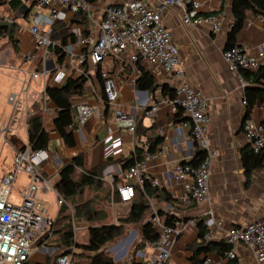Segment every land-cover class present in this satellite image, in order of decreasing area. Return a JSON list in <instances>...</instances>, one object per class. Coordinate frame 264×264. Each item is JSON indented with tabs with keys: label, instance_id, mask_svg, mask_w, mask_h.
Instances as JSON below:
<instances>
[{
	"label": "crops",
	"instance_id": "obj_1",
	"mask_svg": "<svg viewBox=\"0 0 264 264\" xmlns=\"http://www.w3.org/2000/svg\"><path fill=\"white\" fill-rule=\"evenodd\" d=\"M19 1L21 5L30 7L25 16H19L18 9H11L7 3L0 4V20H13L15 24L13 37L17 47L15 51L8 36L0 33V88H5L6 102L10 93L20 94L19 106L13 111L14 118L9 120L12 107L8 102L7 115L3 118L0 115V126L8 123V128L0 133V138L2 137L4 144L9 146L11 153L10 160L1 169L0 175L5 174L9 169L13 150L29 143L25 116L27 119L32 112V104L35 103L43 115V128L47 131L48 137L45 148H48L50 152L49 159L39 166L49 183L45 187H40L38 191L46 208L50 200L54 204L53 215L48 214L54 219L58 216L60 205L56 203V197L60 193L56 185L61 179L62 168L71 164L76 155L81 156L84 167L98 170L100 184L98 190L94 191L97 198L93 203L99 207L97 220L95 224L86 225V239L77 240L73 229V239L77 243L86 244L89 226L119 224L121 218L127 215L131 202L113 201L115 189L110 183L111 176L122 168L124 160L131 156L136 146H145L148 137L159 135L161 142L157 145V150L153 151L157 152L158 156L146 163L148 172L157 181V185L153 186L157 188V191L148 198L149 207L144 220L149 219L152 211L155 210L157 213L161 211V216L169 215L173 223L178 221L185 225V228L175 237L167 264H192L190 257L193 248L199 242L198 223L201 220L203 222L202 213L207 204L183 202L181 185L171 177V170L176 163L187 162L194 156L188 116L182 111V117L174 118L176 110L173 109L170 99L162 94L163 84L173 88L174 82L171 76L145 61L137 63L138 72L136 73L128 55L120 58L109 57L97 67L88 61L85 64L79 62V57L86 55L91 48L92 42L84 43L83 41L87 36L95 38L97 29L94 22L102 17L103 9L108 5L121 4L130 0H90L89 11L83 12L87 18L85 22L76 14L70 13L64 6H58L56 22L65 23L68 26L72 39L68 38L67 43L73 44L75 54L73 62H69L64 53L61 64L58 63L57 55L52 51L46 50L43 58V49L36 47L29 32L33 24L32 15L38 13L40 20L43 21L48 15V10L38 7L37 0ZM141 1L152 5L157 0ZM198 1L200 2L199 14H213L220 17L219 31L213 32L211 26L205 23L184 25L181 21L182 9L179 6H170L165 9L162 13V22L171 31L172 40L178 47L181 68L187 81L208 99L209 124L206 136L210 146L216 150V156L210 168L208 204L213 208L215 217L221 224L220 227L205 228V233L209 235L206 241L217 242L221 240L223 228L255 221L264 212V155L261 165L254 168L248 178L244 174L241 160V152L251 149L250 143L243 134L242 124L246 118L250 117L256 124L264 126V101H257L249 116H245L243 93L245 87L252 84L244 79L242 71L239 73L230 71L222 57L234 19L232 0H225L222 7H220V0ZM232 41L234 46L249 52L264 49V22L261 14L248 11ZM28 54L35 55L33 62L24 59ZM49 61H52L54 66L47 69ZM140 67L153 76L155 83V88L150 92L147 91L146 95L143 93L146 90H138L135 87V81H130L131 76H135L136 79L140 74ZM34 68L40 72L46 71L50 84L51 77L55 76L57 71H62L64 74L62 83L53 82L51 85L54 86H61L67 79L76 78L86 71L82 93L71 95L70 102L72 105L77 102L88 103L93 106L94 112L81 126L73 128L74 144L71 146L64 142L54 128L53 121L57 107L51 100L44 99L40 80L31 77L30 72ZM101 69L107 70L115 80L117 95L112 104L105 100L101 77L98 74ZM152 103L158 105V110L152 115H145L143 110ZM116 109L133 116L136 124L142 128L141 131L139 133L134 131L131 134L127 129L117 126ZM73 114L72 108V118ZM151 126L153 127L149 128ZM107 127L113 130L111 138H107ZM21 130L25 132L24 140L18 138ZM115 141L117 142L108 149L107 145ZM1 162L0 158V164ZM73 169L71 177L78 181L84 172L80 167L73 166ZM86 188L84 187L82 192ZM81 193L73 196V206H79L85 202V199L77 200ZM66 201L68 203V200ZM104 208H107L106 217L102 213ZM94 210L97 209L94 208ZM74 225L75 222L72 228ZM124 226L129 229L128 235L109 242L108 248L112 252H108L107 249L105 252L112 257L115 264H133V262L137 264L138 260L134 257L133 250L140 240L141 221L126 223ZM229 248L235 254L234 259L238 264H259L253 253L243 245L229 246ZM129 251L130 257L126 259ZM63 252L70 254L72 264H78L85 259L74 257L73 253H80V251L72 246L70 250L65 249L61 233L52 231L36 243V250L25 264H56L55 257ZM227 252L220 255L213 247L205 254L200 253L199 256L202 259L209 256L212 264H226L230 258Z\"/></svg>",
	"mask_w": 264,
	"mask_h": 264
},
{
	"label": "built area",
	"instance_id": "obj_2",
	"mask_svg": "<svg viewBox=\"0 0 264 264\" xmlns=\"http://www.w3.org/2000/svg\"><path fill=\"white\" fill-rule=\"evenodd\" d=\"M37 6L46 8L48 15L40 20V15H32L33 24L29 28L31 37L37 48L43 49V58L50 45V28L58 19V6H64L70 13L88 12L89 0H37ZM170 6H179L182 9L181 21L184 25L209 24L213 32L220 29V17L213 14H199L200 2L198 0H157L150 5L141 0H130L121 4L108 5L103 9L102 17L95 21L97 33L95 38L87 36L84 43L92 42L86 55L79 57V62L88 61L95 67L105 59L120 58L128 55L129 61L134 66V72H138L137 63L145 61L158 67L163 73L170 75L173 80L174 98L170 103L174 110L180 108L190 120V134L193 141L194 155L201 152V158L195 166L187 162L176 163L171 170L173 180L181 185V199L185 203L195 202L207 204L202 213L204 226L220 227V220L215 217L213 208L209 202V176L216 150L208 142L206 133L209 124L208 99L186 79L181 68V59L176 43L172 40L171 31L162 22V13ZM43 23V24H42ZM43 27H41L42 25ZM69 62H73L74 48L72 43L62 47ZM35 55H25L24 59L33 62ZM222 57L230 71L239 73L242 70L255 71L264 68V49L249 52L238 46L226 48ZM46 71L32 70L33 79H39L41 93L44 99L46 83L50 84ZM102 80V89L107 103H114L117 95L115 80L105 69L99 70ZM64 74L57 71L51 77L52 83H62ZM135 81V76L130 77ZM20 94L10 93L7 102L12 107L9 120L14 118L13 111L19 106ZM73 108V127L81 126L94 112L92 105L77 102ZM158 110V105L152 103L143 110L145 115H152ZM45 111V108H44ZM116 125L127 129L131 134L135 131L136 122L133 116L116 109ZM26 120V116H25ZM8 128V123L0 126V133ZM242 131L250 143L254 153L264 151V126L256 124L253 119L246 118L242 124ZM107 138H111L113 130L106 128ZM114 143L107 145L109 149ZM48 148L32 149L29 143L21 148L13 150L12 170L0 177V264H25L31 254L36 250V243L50 234L55 219L48 214L44 201L38 195L40 187L48 185L49 180L40 171L39 166L49 159ZM157 152L143 153L141 160L119 169L111 176L110 183L117 192L120 202H129L135 192V187L142 189L144 183L156 186L157 181L148 172L146 163L154 160ZM24 171L28 177V183L20 190L21 200L16 204L9 200L15 175ZM113 199V196H112ZM56 203L66 205L70 209L62 195H57ZM156 232L154 239L146 240L143 247L133 252L139 264H167L171 247L175 237L185 228V225L176 221L167 224L155 210L149 218ZM72 224L74 221L72 219ZM209 235L204 233L203 239ZM221 240L234 247L243 245L249 249L256 262L264 264V212L259 219L247 222L243 225H232L223 228ZM227 255L234 258L235 254L228 250ZM56 264H70L69 253L58 254L55 257ZM203 264H212L209 256L204 257Z\"/></svg>",
	"mask_w": 264,
	"mask_h": 264
},
{
	"label": "trees",
	"instance_id": "obj_3",
	"mask_svg": "<svg viewBox=\"0 0 264 264\" xmlns=\"http://www.w3.org/2000/svg\"><path fill=\"white\" fill-rule=\"evenodd\" d=\"M90 1V0H89ZM225 0H220V7H222ZM1 3H7L11 9L16 10L20 7L21 3L19 0H0ZM233 23L231 30L227 35L226 48L234 46L233 38L234 34L243 24L248 11L253 13H259L262 16L264 22V0H232L231 4ZM215 13V12H212ZM76 16L82 20L86 21V16L83 12L76 13ZM15 24H12L10 33L7 34L5 27H0V33L2 35H7L12 43L15 51L17 47L14 43L13 31ZM50 45L47 47L48 51H52L57 55V61L59 64L63 62L64 51L62 47L67 44L68 38L72 39L68 32V26L65 23L54 22L50 28L49 32ZM86 61H84V64ZM140 69V74L135 79V87L138 90L151 91L154 86L153 76L146 70ZM86 70V69H85ZM244 79L248 81L252 86H246L244 89V106H245V116L248 117L254 104L257 101H264V68H259L255 71L242 70ZM86 71L76 78H69L65 84L61 86H54L46 83L45 95L46 98L51 100L57 107V113L53 121L55 130L60 134L64 142L71 146L74 144L73 138V124H72V104L70 102V96L73 94L82 93V87L86 81L85 76ZM98 73V72H97ZM51 74V73H50ZM99 74V73H98ZM102 82V80H101ZM162 94L166 95L169 99L174 98V89L169 87L167 84L162 85ZM32 112L27 116V137L29 145L32 149L45 148L48 143L47 131L43 128V115L41 110L35 103L32 104ZM182 110L180 108L176 109L174 118L182 117ZM153 126L149 127L152 128ZM141 127L136 124L135 132L139 133ZM161 142V137L159 135H153L148 137L145 146H136L131 152V156L126 158L122 164V168H125L137 160L142 159V153L144 151L153 152L157 150V145ZM201 152H196L193 158L187 163L195 166L199 159L201 158ZM264 153H254L252 149H246L241 152V160L243 164L244 174L248 178L252 170L261 165ZM80 155H76L72 159V163L66 165L61 170V179L57 183V191L69 202L72 201L73 196L77 193H81L84 187L91 186L95 187L100 184L98 179V170L90 169L83 166L80 159ZM73 166L80 167L83 170V174L78 181L72 179L71 174L73 172ZM157 191V188L150 186L148 183H144L142 189L138 186L135 187V192L133 198L129 201L131 202L130 209L124 218H121L119 224H101V225H91L88 228V242L86 244L77 243L73 237V228L71 223V217L68 214V207L66 205H61L59 209L58 216L56 217L53 225V232H60L63 238V245L65 249L70 247L77 248L80 253H73L74 257H82L84 253H89L87 264H115L112 257L103 251L109 242L117 239L124 231V224L126 223H137L141 221L140 226V240L134 247L133 252L141 248L146 240L154 239L156 237V232L154 231L149 219L144 220L145 213L149 207L148 198L152 197ZM113 201H119L116 190L113 191ZM84 203L81 205L73 206L75 210V215L80 213L86 214L89 220H92L94 215V209L91 207V212L84 208ZM87 210V211H86ZM161 214V211L158 212ZM74 217V214H73ZM164 222L167 224H173L172 219L169 215L162 216ZM58 226V227H57ZM206 227L204 223L199 221L198 223V238L199 242L193 248L190 261L192 264H203V259L200 257V253H206L207 251L216 248L220 255H224L228 251L229 245L224 243L222 240L217 242H208L203 239V235L206 232ZM84 260V259H83ZM81 263V262H79ZM78 263V264H79ZM72 264V261L71 263ZM75 264V263H74ZM133 264H136L133 262ZM139 264V263H137ZM226 264H238L236 259L229 258Z\"/></svg>",
	"mask_w": 264,
	"mask_h": 264
},
{
	"label": "rangeland",
	"instance_id": "obj_4",
	"mask_svg": "<svg viewBox=\"0 0 264 264\" xmlns=\"http://www.w3.org/2000/svg\"><path fill=\"white\" fill-rule=\"evenodd\" d=\"M25 23H27L26 20H25ZM6 71H10V70L6 69ZM5 92H6L5 88H0V115L2 116V118L7 115V109L9 108V106L7 105L6 99H5L6 94H7ZM18 136H19L18 138L20 140H24L25 132L22 131V130L19 131ZM0 156H1L0 158L2 160V162L0 164V172H1V169H3V167L6 165V163L10 160V156H11L9 146L7 144H4V141H3L2 137L0 138ZM11 170H12V158H11L10 167L6 171V173L11 171ZM1 176L2 175H0V177ZM27 183H28L27 174L24 171L17 172L16 175H15V180L13 182L10 195H9V200L12 203H16L17 204L21 200L20 190H21L22 187L26 186ZM98 188H99L98 186H95V187L87 186V188L84 190V192L79 194L78 197H77V200H79V201L85 199L84 208L88 210V211L86 210L87 212L92 213L91 212L92 211L91 207H92V209H94V208L97 209V210L94 211V215H93L92 220H89L87 218V215L83 214V213H80L79 215H75V210L73 208V201L70 202V209H68L67 212H68L69 216L71 217V222H72V219L75 222V225L73 226V229H74V232H75V237L79 241L82 240V239H86L87 238V226L86 225L95 224L94 222H95V220H97L99 207H98V205L97 206L93 205V203L96 202L95 198H97V196H95V194H94V191L98 190ZM106 207H108V206H106ZM47 209H48V213L50 215H53L54 204H53V202L51 200L47 204ZM106 209L107 208H104V210H102V213H103L104 217H106V215H107V210ZM73 214H74V217H73ZM81 225H85V226H81ZM128 230L129 229L125 228V226H124V231L117 238V240L118 239H122L124 236H127L128 233H129ZM109 246H110V243L107 244V246L103 249V251H105L107 249L108 252H112V250L110 248H108ZM130 251L128 252V254L126 256V259L130 257L129 256ZM88 255H89V253H84L83 254V258H85V259L81 260V263L88 262V259H86V258H88Z\"/></svg>",
	"mask_w": 264,
	"mask_h": 264
},
{
	"label": "water",
	"instance_id": "obj_5",
	"mask_svg": "<svg viewBox=\"0 0 264 264\" xmlns=\"http://www.w3.org/2000/svg\"><path fill=\"white\" fill-rule=\"evenodd\" d=\"M29 10H30L29 6H27L25 4L20 5V7L18 8V11L20 13L19 16H25L29 12ZM12 24H13V20H8V19H1L0 20V27H5L7 34L10 33V29L12 27ZM53 66H54V63L52 61H49L47 69L52 68ZM154 88H155V86H153L151 90H153ZM146 92L147 91H143V93L145 95H146ZM66 253H68V252H63L61 254H66Z\"/></svg>",
	"mask_w": 264,
	"mask_h": 264
}]
</instances>
